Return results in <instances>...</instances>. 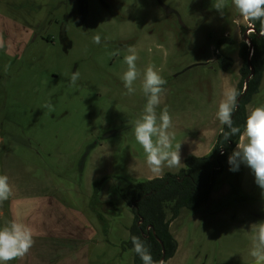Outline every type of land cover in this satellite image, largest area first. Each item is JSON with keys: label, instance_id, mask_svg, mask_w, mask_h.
Wrapping results in <instances>:
<instances>
[{"label": "rangeland", "instance_id": "rangeland-1", "mask_svg": "<svg viewBox=\"0 0 264 264\" xmlns=\"http://www.w3.org/2000/svg\"><path fill=\"white\" fill-rule=\"evenodd\" d=\"M212 2L0 0V174L9 177L10 199L51 197L83 212L97 231L94 264H134L124 246L134 224L127 186L178 174L186 158L211 152L224 127L216 111L242 80L241 29L252 27L231 0L223 16ZM129 46L141 72L154 65L167 80L161 108L172 115L182 164L161 176L149 171L132 131L146 99L139 80L134 95L123 94ZM49 102L52 112L43 107ZM262 104L264 77L247 113ZM230 167L227 158L207 203L172 222L178 249L166 264H253L250 225L264 220V191L248 167ZM8 204H0L4 213ZM8 223L0 218V227Z\"/></svg>", "mask_w": 264, "mask_h": 264}, {"label": "clouds", "instance_id": "clouds-1", "mask_svg": "<svg viewBox=\"0 0 264 264\" xmlns=\"http://www.w3.org/2000/svg\"><path fill=\"white\" fill-rule=\"evenodd\" d=\"M231 6L237 14L251 27L259 22V35L264 36V0H231ZM229 7V0H213L214 8L221 16ZM94 44L101 43V36L92 37ZM4 44L0 43V49ZM120 55L119 50L111 53ZM139 59L137 50L133 46L127 48L123 56V63L127 66L120 76L126 91L125 96H132L137 91V81H140V91L146 99L142 111L132 122V131L135 141L143 150L149 171L161 176L164 168H178L182 164L180 148L181 143H175V133L172 115L167 105L161 108L162 98L167 89V80L163 78L154 65L147 66L143 72L137 66ZM5 66V71L8 69ZM80 72H73L69 78V86L77 87ZM241 93L230 88L223 94L218 104L216 118L228 131L221 129L223 138L228 141L233 136L239 135L236 148L228 157L230 171H238L240 165L248 167L255 178V183L264 191V104L252 108L243 125L234 126L233 114L237 110L238 97ZM49 112L54 111V106L49 102L44 106ZM12 195V185L9 177L0 174V204L8 201ZM251 228V248L249 255L253 264H264V220L253 223ZM37 235L35 229L19 217L13 218L6 226L0 227V264L11 262L25 257L34 244ZM133 251L142 261V264H165L164 260L153 259L149 246L138 236H132Z\"/></svg>", "mask_w": 264, "mask_h": 264}, {"label": "trees", "instance_id": "trees-1", "mask_svg": "<svg viewBox=\"0 0 264 264\" xmlns=\"http://www.w3.org/2000/svg\"><path fill=\"white\" fill-rule=\"evenodd\" d=\"M259 28L257 22L254 32L249 35L252 43L250 61L249 46L246 41L240 43V57L244 63L240 73L242 80L237 90L241 94L251 73L250 66L254 70L239 108L233 116L234 126H240L241 129L248 114L246 108L259 93L264 77V36L259 35ZM246 31L247 28L241 29L243 35ZM229 42V39H225L219 46ZM223 129L228 131L226 127ZM237 142L239 135L225 141L221 131L211 152L204 157L189 156L185 160V168L178 174H166L160 178L130 183L122 196L132 210L134 224L124 246L133 251L131 237L138 236L149 246L154 260H164L166 264L172 259L178 249V243L170 231L172 222L180 216L182 209L195 211L208 202L215 180L222 172L228 155L236 148ZM222 150L224 154L220 155ZM140 221L142 222L139 225ZM133 253L134 264H142L139 256L134 251Z\"/></svg>", "mask_w": 264, "mask_h": 264}, {"label": "crops", "instance_id": "crops-1", "mask_svg": "<svg viewBox=\"0 0 264 264\" xmlns=\"http://www.w3.org/2000/svg\"><path fill=\"white\" fill-rule=\"evenodd\" d=\"M9 222L19 217L37 233L29 253L19 264H94L97 231L81 211L68 208L54 198H12Z\"/></svg>", "mask_w": 264, "mask_h": 264}, {"label": "water", "instance_id": "water-1", "mask_svg": "<svg viewBox=\"0 0 264 264\" xmlns=\"http://www.w3.org/2000/svg\"><path fill=\"white\" fill-rule=\"evenodd\" d=\"M253 31L254 32V29H253V27L252 28H250L249 30H247L246 32H245V41L247 42H249V48H250V55H249V61H250V56H251V52H252V43H251V41H250V39H249V36H248V31ZM250 70H251V73H250V76L249 77H247V79H246V81H245V89H244V92L238 97V103H237V110H238V108H239V104H240V101H241V99H242V97H243V95L245 94V92H246V90H247V88H248V83H249V80L251 79V77L253 76V74H254V70H253V68L250 66ZM236 110V111H237ZM235 111V112H236ZM233 116H234V114H233ZM142 221H140V223H141ZM140 225V224H139Z\"/></svg>", "mask_w": 264, "mask_h": 264}, {"label": "flooded vegetation", "instance_id": "flooded-vegetation-1", "mask_svg": "<svg viewBox=\"0 0 264 264\" xmlns=\"http://www.w3.org/2000/svg\"><path fill=\"white\" fill-rule=\"evenodd\" d=\"M166 13H173L170 9L163 7ZM7 38V36H5V39ZM1 43H3V41L1 40ZM2 143V139L0 140V144ZM101 142H97L96 145H99Z\"/></svg>", "mask_w": 264, "mask_h": 264}, {"label": "built area", "instance_id": "built-area-1", "mask_svg": "<svg viewBox=\"0 0 264 264\" xmlns=\"http://www.w3.org/2000/svg\"><path fill=\"white\" fill-rule=\"evenodd\" d=\"M223 154H224V150H222V151L220 152V155H223ZM138 224H141V223L139 222Z\"/></svg>", "mask_w": 264, "mask_h": 264}]
</instances>
